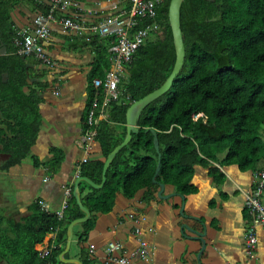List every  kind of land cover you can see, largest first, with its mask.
<instances>
[{"label": "trees", "instance_id": "1", "mask_svg": "<svg viewBox=\"0 0 264 264\" xmlns=\"http://www.w3.org/2000/svg\"><path fill=\"white\" fill-rule=\"evenodd\" d=\"M160 1L154 17L138 24H153L155 30L124 65L119 95L104 106V119L95 128L99 158L79 168L78 176L94 184L100 183L106 156L124 138L127 108L159 88L172 69L175 54L167 21L170 0ZM23 7L37 15L45 14L47 4L0 0V38L8 48L7 54L0 56L3 116L9 125L16 115L24 118L13 127L7 140L15 143V148L7 152L11 161L5 169L25 157L35 140L39 91L44 88L41 83H29V57L18 55L13 45L17 30L11 12L18 10L22 14ZM179 16L184 45L182 68L169 90L142 110L138 133L114 157L103 187L95 190L80 184L81 193L85 187L89 190L81 203L90 213L82 224L81 238L92 229L97 214L111 211L117 193L131 199L142 190L148 201L157 184H162L186 196L195 191L190 181L196 168L207 169L218 184L223 180L218 167L233 166L241 173H256L264 165V0H184ZM211 18L215 20L209 21ZM65 37L71 49L91 55L87 113L94 94L92 80L102 79L108 70L107 50L113 39ZM150 130L156 133L160 155L157 184L152 183L158 157ZM33 213L35 217L27 220L25 228L10 223V230L3 229L0 219V261L4 264H54L65 232L59 230L61 225L83 217L72 196L61 220L44 212L40 202L34 204ZM54 229L58 231L57 247L47 257L41 256L34 248Z\"/></svg>", "mask_w": 264, "mask_h": 264}, {"label": "crops", "instance_id": "2", "mask_svg": "<svg viewBox=\"0 0 264 264\" xmlns=\"http://www.w3.org/2000/svg\"><path fill=\"white\" fill-rule=\"evenodd\" d=\"M79 1L87 6L91 4L90 0ZM21 12H11L14 28L17 31L31 29L35 15L29 18L25 14H32L28 7H23ZM65 36L75 35H65L52 26L49 37L39 44L44 55L54 62L53 67L45 66L34 57L26 60L30 69L29 83L44 85L39 91L41 101L37 106L39 127L28 154L6 169L4 166L11 161L7 152L15 148V143L7 140L12 136L13 127L24 118L16 115V120L9 125L0 100V219L3 229L10 230V223L25 228L27 220L35 217L33 206L37 202L45 204L46 213L55 216L65 189L72 191L79 177L75 171L77 164L87 156L80 142L86 118L87 72L91 57L88 60L79 55L73 59L69 57L82 52L71 49ZM0 42L5 46L1 38ZM3 75L2 82H5ZM101 108L103 113L104 106L98 98L97 110ZM55 151L59 152L58 156ZM99 154V144L94 142L88 160L98 159ZM218 168L223 175L218 184L207 169H194L190 185L195 191L186 196L170 185H163L161 197L158 187L148 201L142 190L131 199L117 193L111 211L97 214L85 237L81 238L83 223L72 227L68 246L69 223H63L58 228L65 231L61 251L54 264H119L107 258L105 249L110 242L121 244L120 251L113 257L128 258V264H264V228L254 227L253 258L247 256L244 248L251 217L243 193L253 189L255 173H241L233 166ZM80 184L81 200L89 193V186L81 193ZM57 232L52 230L34 250L47 257L57 247ZM139 240L147 246L144 259L131 256ZM0 264L4 263L0 261Z\"/></svg>", "mask_w": 264, "mask_h": 264}, {"label": "built area", "instance_id": "3", "mask_svg": "<svg viewBox=\"0 0 264 264\" xmlns=\"http://www.w3.org/2000/svg\"><path fill=\"white\" fill-rule=\"evenodd\" d=\"M47 4L45 14H37L32 19V28L17 31L13 45L17 54L22 57H34L47 67H53L54 62L47 58L40 47V43L49 37L51 27L55 26L65 35H75L84 39L90 37L112 38L108 48L109 68L102 79H93L94 94L84 122L81 135V149L87 156H83L76 166V174L82 164L88 161V153L95 142L96 126L104 115L98 108V98L102 100V107L119 95L118 83L124 72V65L128 64L135 51L142 46L155 30L153 24H138L145 19L154 17L155 8L160 0H90V6L79 0H39ZM256 181L250 191L243 193L245 207L251 217V224L246 231L244 248L249 258L254 257L256 237L254 227L264 228V165L255 173ZM71 190L66 188L63 200L55 216L63 218ZM41 209L46 212L47 206L41 203ZM137 233V231H135ZM121 244L110 242L106 246L109 261L128 264V258L115 259L113 255L119 252ZM147 246L139 240L138 248L131 256L144 259Z\"/></svg>", "mask_w": 264, "mask_h": 264}, {"label": "water", "instance_id": "4", "mask_svg": "<svg viewBox=\"0 0 264 264\" xmlns=\"http://www.w3.org/2000/svg\"><path fill=\"white\" fill-rule=\"evenodd\" d=\"M184 0H170L168 3V8H167V21H168V26L169 30L171 33V38H172V45L174 49V63L172 66V69L165 79V81L161 84V86L154 91L150 92L149 94L145 95L141 99L133 102L130 104V106L127 108L125 112V135L123 140L115 146L111 152L106 156L103 166H102V171H101V182L100 184H94L91 182L89 179L85 177H77L75 182L73 183L72 191H71V196L75 202V205L79 209L80 212H82L83 217L78 218L76 220L71 221L68 224L67 227V238H66V245L68 246L70 241H71V231L72 227L77 225V224H82L86 222L90 216L88 210L83 207L81 204L80 200V192H79V183H85L92 189H101L105 183V173L110 166L111 162L113 161L114 157L116 154L125 146L127 145L133 134H137L139 131V128L137 126V122L139 119V116L142 112V110L149 105L151 102L165 94L169 88L171 87V84L173 80L176 78V76L179 74L183 61H184V45H183V40H182V34H181V29H180V16H179V11H180V6L183 3ZM215 18H211L209 21H214ZM7 54V47L2 46L0 42V56L6 55ZM4 78H6V74L3 75ZM150 133L153 137V148L155 152L157 153L158 161L154 170V175L152 177V183H156V176L158 174V171L160 169V155L158 153V141H157V136L155 131L150 130ZM159 187L158 191V196L161 197L162 192H163V185L162 184H157Z\"/></svg>", "mask_w": 264, "mask_h": 264}, {"label": "rangeland", "instance_id": "5", "mask_svg": "<svg viewBox=\"0 0 264 264\" xmlns=\"http://www.w3.org/2000/svg\"><path fill=\"white\" fill-rule=\"evenodd\" d=\"M26 10H27V9H26ZM25 14L28 15V17H29V16H30V17L33 16L32 14H29V13H27V12H26ZM25 14H24V15H25ZM30 17H29V18H30ZM77 55H79L80 58L83 59V60H84L85 58H87V60H88V59H90V57H91L88 53H84V52L79 53V54H71L69 57H71V58L73 59V58H76Z\"/></svg>", "mask_w": 264, "mask_h": 264}, {"label": "bare ground", "instance_id": "6", "mask_svg": "<svg viewBox=\"0 0 264 264\" xmlns=\"http://www.w3.org/2000/svg\"><path fill=\"white\" fill-rule=\"evenodd\" d=\"M72 188V187H71Z\"/></svg>", "mask_w": 264, "mask_h": 264}]
</instances>
